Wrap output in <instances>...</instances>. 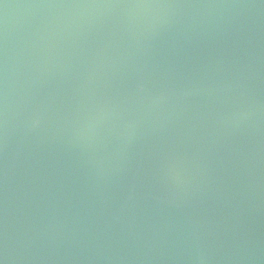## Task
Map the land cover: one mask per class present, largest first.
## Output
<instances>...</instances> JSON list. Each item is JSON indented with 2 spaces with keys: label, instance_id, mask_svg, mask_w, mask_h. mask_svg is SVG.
Listing matches in <instances>:
<instances>
[{
  "label": "water",
  "instance_id": "water-1",
  "mask_svg": "<svg viewBox=\"0 0 264 264\" xmlns=\"http://www.w3.org/2000/svg\"><path fill=\"white\" fill-rule=\"evenodd\" d=\"M171 2L0 0V264H264V0Z\"/></svg>",
  "mask_w": 264,
  "mask_h": 264
},
{
  "label": "rangeland",
  "instance_id": "rangeland-1",
  "mask_svg": "<svg viewBox=\"0 0 264 264\" xmlns=\"http://www.w3.org/2000/svg\"><path fill=\"white\" fill-rule=\"evenodd\" d=\"M173 2V0H171ZM190 0H175L171 10H181L188 5ZM217 260V259H216ZM214 262V256L206 251H191L188 256V264H222L220 259Z\"/></svg>",
  "mask_w": 264,
  "mask_h": 264
}]
</instances>
